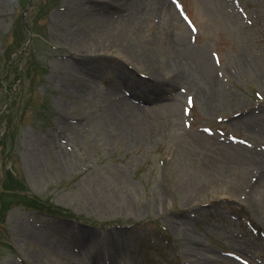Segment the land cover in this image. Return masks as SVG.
<instances>
[{
	"label": "rangeland",
	"instance_id": "374dc122",
	"mask_svg": "<svg viewBox=\"0 0 264 264\" xmlns=\"http://www.w3.org/2000/svg\"><path fill=\"white\" fill-rule=\"evenodd\" d=\"M28 1L0 0V264H264V0H33L32 39Z\"/></svg>",
	"mask_w": 264,
	"mask_h": 264
},
{
	"label": "bare ground",
	"instance_id": "6f19581e",
	"mask_svg": "<svg viewBox=\"0 0 264 264\" xmlns=\"http://www.w3.org/2000/svg\"><path fill=\"white\" fill-rule=\"evenodd\" d=\"M124 5L125 4H123L122 6H124ZM182 45L183 44L181 42H179L178 46H176L177 47V55L175 56V65H179L180 68H176V70L181 72L180 74H176V75H179V76L181 75V77H183V76H187V77L194 76L195 73L193 71H191L188 67H186V65L183 63L184 62V57L182 55V50L183 49H181V50L179 49V47L180 48H184V45L183 46ZM202 94H203L204 99L206 100L207 107H208V105H210V103L217 101L218 100V96H219L218 93L215 92L214 86L211 89L209 88L208 95L205 94L204 91L202 92ZM240 146L241 145L239 144L238 148H241ZM256 162L257 163H262L259 160L256 161ZM259 167L263 168V164H259ZM262 177H263V175L260 176L259 179H263ZM196 190H198L197 187H196Z\"/></svg>",
	"mask_w": 264,
	"mask_h": 264
},
{
	"label": "trees",
	"instance_id": "16d2710c",
	"mask_svg": "<svg viewBox=\"0 0 264 264\" xmlns=\"http://www.w3.org/2000/svg\"><path fill=\"white\" fill-rule=\"evenodd\" d=\"M24 1V3L25 2H27L28 0H23ZM20 51H21V49H19V48H14V49H11L10 50V53L9 54H11V53H17V56L20 54ZM13 72H18V67L16 66V60L14 59V60H12L11 61V67H10V70L8 71V73L5 75V77H4V79L3 80H6L7 78H9L10 77V75L13 73ZM18 182L17 181V179H16V177L14 176V174H12L11 172H9L8 171V173H7V182ZM15 190V189H14ZM1 196V195H0ZM16 197H17V199L19 200L20 198H24L23 196H25V195H23V194H21L20 193V196H18V195H15ZM0 211H1V216H0V219L2 220V215H3V213H4V211H5V204H4V201H0Z\"/></svg>",
	"mask_w": 264,
	"mask_h": 264
}]
</instances>
